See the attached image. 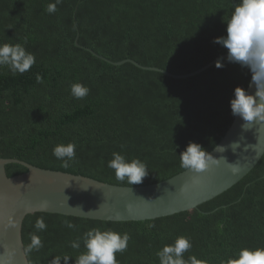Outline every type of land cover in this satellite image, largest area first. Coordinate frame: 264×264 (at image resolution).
I'll return each instance as SVG.
<instances>
[{"label":"trees","instance_id":"1","mask_svg":"<svg viewBox=\"0 0 264 264\" xmlns=\"http://www.w3.org/2000/svg\"><path fill=\"white\" fill-rule=\"evenodd\" d=\"M55 0H0V44L24 43L35 65L13 76L0 69V157L37 168L82 175L119 186L159 183L185 171L179 154L190 142L209 153L232 126L230 101L237 87L248 89L251 74L238 64H216L188 79L173 75L199 71L227 54L213 41L227 35V21L238 0H63L55 14L45 9ZM79 43L82 47L76 45ZM37 75L43 83H37ZM90 89L82 100L70 86ZM76 144V162L63 168L53 155L58 144ZM118 152L129 161L146 162L149 175L140 185L118 181L107 167ZM20 164L7 166L9 177L25 174ZM43 217L47 230L36 232ZM65 221L77 225L75 230ZM130 234L119 264H159L156 252L180 236L191 239L185 259L208 264L235 257L242 248H264V157L232 189L198 209L140 222H108L60 214L35 213L23 225L25 250L30 234L43 241L27 252L30 264H50L52 257L83 251L70 241L91 228ZM63 264V261L61 262Z\"/></svg>","mask_w":264,"mask_h":264},{"label":"water","instance_id":"2","mask_svg":"<svg viewBox=\"0 0 264 264\" xmlns=\"http://www.w3.org/2000/svg\"><path fill=\"white\" fill-rule=\"evenodd\" d=\"M76 45L79 43V37ZM93 55L116 65L127 62L145 70L158 71L174 79H188L216 64L215 61L188 75H173L159 68L140 65L133 60L114 63L86 48ZM255 93V87L248 89ZM241 118L235 117L232 126L218 145L224 153L210 152L215 158L223 156L235 164L233 172L223 161L218 167L195 177L187 170L165 181L145 186H119L63 172L37 168L19 159L0 157V264H30L23 240V225L27 216L35 213L60 214L108 222L151 221L198 209L226 193L255 169L264 157V126L254 125L243 130ZM239 142L233 152L231 144ZM20 164L29 169L25 174L9 177L7 166ZM199 181L195 183L194 181ZM132 188V189H131ZM131 189V190H130ZM48 202L41 210L39 204ZM16 224V227H12Z\"/></svg>","mask_w":264,"mask_h":264},{"label":"clouds","instance_id":"3","mask_svg":"<svg viewBox=\"0 0 264 264\" xmlns=\"http://www.w3.org/2000/svg\"><path fill=\"white\" fill-rule=\"evenodd\" d=\"M63 0H55L49 3L45 9L48 14H55L58 5ZM227 35L216 38L213 43L227 49V63L238 64L242 68L248 69L251 80L248 89L255 87V93H249L248 89L237 87L234 90V99L230 101L231 112L234 117H239L244 122L241 127L247 131L254 125L264 126V0H238L234 3V11L227 21ZM24 43L0 44V69L7 68L13 76L28 72L36 63L35 54L26 50ZM216 68L225 67L224 58L216 61ZM37 83H43V78L37 75ZM71 96L77 100H82L90 93V89L81 83H73L70 86ZM233 152L239 147V142L231 144ZM76 144H58L53 149V155L62 161L63 168H69L76 162ZM214 151L224 153L225 146L216 145ZM112 159L107 167L114 170L118 181L125 180L129 185H140L148 177L149 171L146 162L139 158L129 161L124 155L113 152ZM180 167L201 177L202 174L209 172L213 167H218L221 162L229 164L235 173L239 169L235 164L228 163L221 156L215 158L211 153L203 148L202 145L190 142L186 150L179 154ZM199 183V181H194ZM132 189V188H131ZM130 189V190H131ZM48 208V202L43 201L39 204V209ZM65 226L75 230L77 225L70 221H65ZM16 227V224H12ZM36 232L47 230V224L43 217L36 220L34 225ZM33 232L30 234V243L26 251H40L43 248V241ZM131 236L129 233H119L111 229L101 230V228H91L82 237L70 241V247L79 250L81 240L85 251L80 253L75 259V264H119L117 254L127 251ZM192 242L189 237L180 236L173 244H166L156 252L159 264H208V261L197 259L196 256H189L185 259L184 254L190 251ZM73 258L64 253L56 255L50 260V264H69ZM220 264H264V248H242L235 257H228L221 260Z\"/></svg>","mask_w":264,"mask_h":264}]
</instances>
